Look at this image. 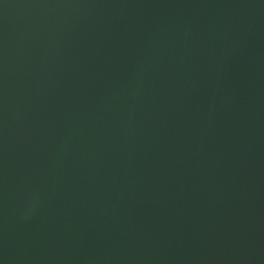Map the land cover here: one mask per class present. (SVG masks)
<instances>
[{
  "label": "water",
  "instance_id": "water-1",
  "mask_svg": "<svg viewBox=\"0 0 264 264\" xmlns=\"http://www.w3.org/2000/svg\"><path fill=\"white\" fill-rule=\"evenodd\" d=\"M0 264H264V0H0Z\"/></svg>",
  "mask_w": 264,
  "mask_h": 264
}]
</instances>
